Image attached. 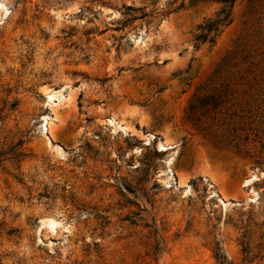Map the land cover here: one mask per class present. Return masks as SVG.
I'll return each instance as SVG.
<instances>
[{
    "label": "rangeland",
    "instance_id": "obj_1",
    "mask_svg": "<svg viewBox=\"0 0 264 264\" xmlns=\"http://www.w3.org/2000/svg\"><path fill=\"white\" fill-rule=\"evenodd\" d=\"M0 11V264H264V0Z\"/></svg>",
    "mask_w": 264,
    "mask_h": 264
},
{
    "label": "trees",
    "instance_id": "obj_2",
    "mask_svg": "<svg viewBox=\"0 0 264 264\" xmlns=\"http://www.w3.org/2000/svg\"><path fill=\"white\" fill-rule=\"evenodd\" d=\"M220 1L231 3L233 0H220ZM222 12H223V11H222ZM223 13H224V12H223ZM222 21H229V13H228V12H225V13L223 14V17H222L219 21H216V22L212 23V24L210 25L209 28H211L212 25H213V29H214V30H217L216 25H217L219 22H222ZM199 37H201V40H204V39H205V35H203V36L200 35ZM3 154H4V151L0 150V159H1V156H2ZM221 260H222V258H221Z\"/></svg>",
    "mask_w": 264,
    "mask_h": 264
},
{
    "label": "bare ground",
    "instance_id": "obj_3",
    "mask_svg": "<svg viewBox=\"0 0 264 264\" xmlns=\"http://www.w3.org/2000/svg\"><path fill=\"white\" fill-rule=\"evenodd\" d=\"M0 14H1V11H0ZM53 94H54V92L53 93H49L48 96H51ZM159 146H160L161 149H164V148H166L169 145L164 144V143H160ZM220 200H221L222 204L224 205L225 204V201L223 199H220Z\"/></svg>",
    "mask_w": 264,
    "mask_h": 264
},
{
    "label": "water",
    "instance_id": "obj_4",
    "mask_svg": "<svg viewBox=\"0 0 264 264\" xmlns=\"http://www.w3.org/2000/svg\"><path fill=\"white\" fill-rule=\"evenodd\" d=\"M262 174H264V173H262Z\"/></svg>",
    "mask_w": 264,
    "mask_h": 264
}]
</instances>
